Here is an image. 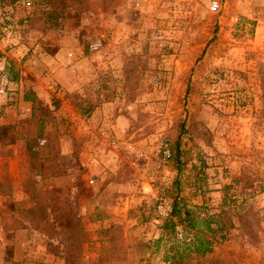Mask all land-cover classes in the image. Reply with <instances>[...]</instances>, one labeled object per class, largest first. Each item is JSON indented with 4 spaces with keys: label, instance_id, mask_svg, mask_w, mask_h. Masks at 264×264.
Masks as SVG:
<instances>
[{
    "label": "rangeland",
    "instance_id": "obj_1",
    "mask_svg": "<svg viewBox=\"0 0 264 264\" xmlns=\"http://www.w3.org/2000/svg\"><path fill=\"white\" fill-rule=\"evenodd\" d=\"M0 45V144L37 148L0 264H264V0H0Z\"/></svg>",
    "mask_w": 264,
    "mask_h": 264
},
{
    "label": "crops",
    "instance_id": "obj_2",
    "mask_svg": "<svg viewBox=\"0 0 264 264\" xmlns=\"http://www.w3.org/2000/svg\"><path fill=\"white\" fill-rule=\"evenodd\" d=\"M7 52L0 45V102L4 100V96L2 95L4 91L9 92L12 88L8 87V84H16V92L18 93H8L13 95H17V98H21V101H24L23 91V80L18 78L16 74H8V57L19 58L21 55H5ZM22 83V84H21ZM22 95V97H21ZM12 99V97H11ZM6 146V145H5ZM37 150V148H36ZM35 148H29L28 152L23 151L22 148L12 144L7 146L0 144V236L4 238L5 245H12L16 248L21 246L22 241H17V236L21 234L23 226L22 222L24 219L30 218L28 215V211L24 212L23 206L24 201L22 200L20 191L17 188L22 189V180L25 176L24 169V157L27 158V155L32 156L33 152L36 153ZM7 152L10 153V158H7ZM34 164L32 161L29 162V168L33 167ZM38 174V172H37ZM8 184H12L14 186V193L18 195V198L14 199V204L11 205V200L8 201V197L5 195L2 189L9 186ZM18 202V203H17ZM30 204V203H28ZM13 207V208H12ZM12 209V210H11ZM11 236L12 240L8 243L7 237Z\"/></svg>",
    "mask_w": 264,
    "mask_h": 264
},
{
    "label": "trees",
    "instance_id": "obj_3",
    "mask_svg": "<svg viewBox=\"0 0 264 264\" xmlns=\"http://www.w3.org/2000/svg\"><path fill=\"white\" fill-rule=\"evenodd\" d=\"M25 100L29 101L32 100L30 97H25ZM172 218H177L180 222V224L185 225L186 227L190 229H197L199 228V220L198 216L195 212H193L191 209L187 208V206H180L179 204H175L173 206ZM220 215H210L207 216L206 219H202L201 222L206 229L212 233V234H223L225 229V224L222 221H219ZM169 226H172L175 228V224L172 220L168 221L165 225V229L169 230ZM216 226V227H215ZM195 248L196 252L198 254H205L210 252L211 248V242L208 238H205L203 236L196 235V241H195Z\"/></svg>",
    "mask_w": 264,
    "mask_h": 264
},
{
    "label": "built area",
    "instance_id": "obj_4",
    "mask_svg": "<svg viewBox=\"0 0 264 264\" xmlns=\"http://www.w3.org/2000/svg\"><path fill=\"white\" fill-rule=\"evenodd\" d=\"M26 6L30 7L31 4L28 2ZM222 7H223V0H209V8L211 12L220 13L222 11ZM100 45H101L100 43L94 44L93 49L97 50ZM43 144L44 142H41V145ZM164 154L170 156V149L168 145H165L164 147ZM159 208L163 211L164 216L166 217L172 214L173 209L171 205H169L168 203L162 204Z\"/></svg>",
    "mask_w": 264,
    "mask_h": 264
}]
</instances>
